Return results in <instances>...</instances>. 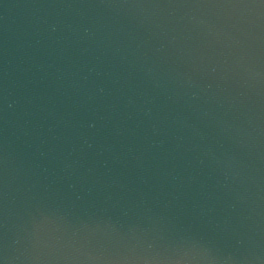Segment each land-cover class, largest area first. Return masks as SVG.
Here are the masks:
<instances>
[{"label": "water", "instance_id": "obj_1", "mask_svg": "<svg viewBox=\"0 0 264 264\" xmlns=\"http://www.w3.org/2000/svg\"><path fill=\"white\" fill-rule=\"evenodd\" d=\"M0 264H264V0H0Z\"/></svg>", "mask_w": 264, "mask_h": 264}]
</instances>
